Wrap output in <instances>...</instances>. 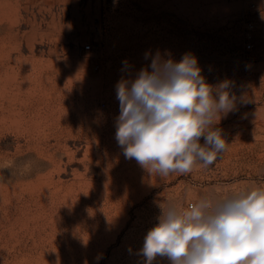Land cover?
<instances>
[{
	"label": "rangeland",
	"instance_id": "374dc122",
	"mask_svg": "<svg viewBox=\"0 0 264 264\" xmlns=\"http://www.w3.org/2000/svg\"><path fill=\"white\" fill-rule=\"evenodd\" d=\"M157 51L235 97L226 151L188 174L150 173L115 137L116 85ZM256 186L264 0H0V264H144L161 207Z\"/></svg>",
	"mask_w": 264,
	"mask_h": 264
},
{
	"label": "clouds",
	"instance_id": "9594fccd",
	"mask_svg": "<svg viewBox=\"0 0 264 264\" xmlns=\"http://www.w3.org/2000/svg\"><path fill=\"white\" fill-rule=\"evenodd\" d=\"M229 87L207 83L194 55L175 61L157 51L150 65L116 85L115 137L125 158L160 177L214 164L227 148L215 125L235 108ZM140 254L144 264L158 256L170 264H264V186L204 197L187 209L161 207Z\"/></svg>",
	"mask_w": 264,
	"mask_h": 264
},
{
	"label": "built area",
	"instance_id": "2783aa9c",
	"mask_svg": "<svg viewBox=\"0 0 264 264\" xmlns=\"http://www.w3.org/2000/svg\"><path fill=\"white\" fill-rule=\"evenodd\" d=\"M90 49H91V46H90V45H86V46H85V50H90ZM192 203H193V202H192ZM192 203H189L188 206H189L190 204H192ZM188 206H187V208H188Z\"/></svg>",
	"mask_w": 264,
	"mask_h": 264
}]
</instances>
